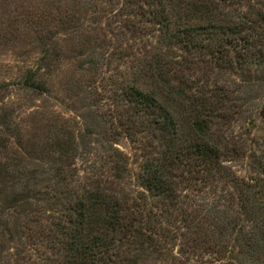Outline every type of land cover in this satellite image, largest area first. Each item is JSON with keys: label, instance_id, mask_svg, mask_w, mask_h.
Listing matches in <instances>:
<instances>
[{"label": "trees", "instance_id": "trees-1", "mask_svg": "<svg viewBox=\"0 0 264 264\" xmlns=\"http://www.w3.org/2000/svg\"><path fill=\"white\" fill-rule=\"evenodd\" d=\"M3 48L0 264H264V0H0Z\"/></svg>", "mask_w": 264, "mask_h": 264}, {"label": "rangeland", "instance_id": "rangeland-1", "mask_svg": "<svg viewBox=\"0 0 264 264\" xmlns=\"http://www.w3.org/2000/svg\"><path fill=\"white\" fill-rule=\"evenodd\" d=\"M13 63V59L10 55H8L6 49H0V81L3 80H10L12 78H14L18 72H21V70L23 71V65L25 66V64H12ZM63 73L59 75V81L64 83L67 82L68 80H70V78L72 79V66L67 65L66 67H64L62 69ZM69 92L66 94L63 92H60V89H58L57 91H55V94L53 95H57L58 99H62L65 101V96L69 97ZM67 102V101H66ZM65 102V104H67ZM14 103V104H13ZM18 103V100L15 96L13 97H4L3 95H0V110H4V109H9V107L11 108H15ZM51 104V102L49 103ZM57 110H59L60 112H63L66 116L67 115H72V113H70L69 111H65L64 107H59ZM119 147L124 151L127 152L129 150L128 144L126 141H121L119 144Z\"/></svg>", "mask_w": 264, "mask_h": 264}, {"label": "water", "instance_id": "water-1", "mask_svg": "<svg viewBox=\"0 0 264 264\" xmlns=\"http://www.w3.org/2000/svg\"><path fill=\"white\" fill-rule=\"evenodd\" d=\"M249 125H250V123H249Z\"/></svg>", "mask_w": 264, "mask_h": 264}]
</instances>
